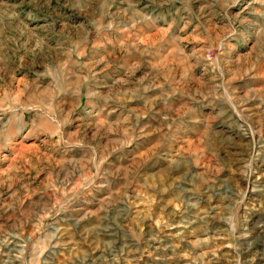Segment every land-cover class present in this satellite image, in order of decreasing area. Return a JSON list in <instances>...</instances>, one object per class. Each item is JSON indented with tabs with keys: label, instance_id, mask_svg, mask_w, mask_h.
Listing matches in <instances>:
<instances>
[{
	"label": "rangeland",
	"instance_id": "374dc122",
	"mask_svg": "<svg viewBox=\"0 0 264 264\" xmlns=\"http://www.w3.org/2000/svg\"><path fill=\"white\" fill-rule=\"evenodd\" d=\"M0 264H264V0H0Z\"/></svg>",
	"mask_w": 264,
	"mask_h": 264
}]
</instances>
